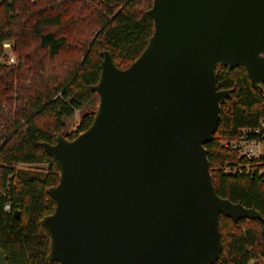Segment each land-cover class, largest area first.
I'll use <instances>...</instances> for the list:
<instances>
[{"label": "water", "instance_id": "95a60500", "mask_svg": "<svg viewBox=\"0 0 264 264\" xmlns=\"http://www.w3.org/2000/svg\"><path fill=\"white\" fill-rule=\"evenodd\" d=\"M148 14L153 36L129 67L103 52L90 128L44 144L60 169L42 221L51 261L216 264L222 216L263 220L218 195L206 145L232 93L218 89V64L263 89L264 0H154Z\"/></svg>", "mask_w": 264, "mask_h": 264}, {"label": "trees", "instance_id": "16d2710c", "mask_svg": "<svg viewBox=\"0 0 264 264\" xmlns=\"http://www.w3.org/2000/svg\"><path fill=\"white\" fill-rule=\"evenodd\" d=\"M153 1L0 0V249L10 264H60L49 259L51 237L42 223L56 208L49 189L59 184L60 169L44 144L61 135L73 140L90 128L98 108L83 114L73 133L65 132V120L99 102L94 87L103 52L125 69L146 49L155 28L148 14ZM216 75L218 89L232 93L206 145L215 189L263 217L222 216L216 264L257 263L264 260V165L225 144L264 122V85L255 89L243 66L218 64ZM23 165L45 167L25 171Z\"/></svg>", "mask_w": 264, "mask_h": 264}, {"label": "built area", "instance_id": "2783aa9c", "mask_svg": "<svg viewBox=\"0 0 264 264\" xmlns=\"http://www.w3.org/2000/svg\"><path fill=\"white\" fill-rule=\"evenodd\" d=\"M5 48L10 49L11 44L6 43ZM11 62H14V58L11 57ZM264 122L261 126L256 128L245 129L240 132V136L237 140L231 143H227L225 146L236 150L239 155L246 161H259L258 164L264 165ZM249 171L250 166L247 165ZM237 172H242V169H236ZM260 174H264V168L260 170ZM7 212H11V205L7 204L5 207Z\"/></svg>", "mask_w": 264, "mask_h": 264}, {"label": "rangeland", "instance_id": "374dc122", "mask_svg": "<svg viewBox=\"0 0 264 264\" xmlns=\"http://www.w3.org/2000/svg\"><path fill=\"white\" fill-rule=\"evenodd\" d=\"M99 102L98 100H94L93 102H91L90 104L86 105L84 108H82L81 110H78L76 112V115L69 119V120H65L66 122V133H73L76 129L77 126L79 125L81 116L83 114H85L86 112L90 111V110H96L98 108ZM234 142V141H233ZM226 145V144H225ZM45 166L42 165H34V166H27V165H23L20 166V169H23L25 171H37L40 170L42 168H44ZM257 263L259 264H264V260L263 261H258ZM256 262H251V264H257Z\"/></svg>", "mask_w": 264, "mask_h": 264}]
</instances>
